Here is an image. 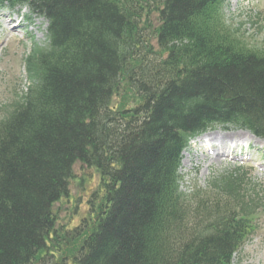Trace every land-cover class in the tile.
<instances>
[{"label": "trees", "instance_id": "obj_1", "mask_svg": "<svg viewBox=\"0 0 264 264\" xmlns=\"http://www.w3.org/2000/svg\"><path fill=\"white\" fill-rule=\"evenodd\" d=\"M224 1L0 0L48 20L0 118V264L230 263L263 188L238 168L186 198L177 173L190 135L264 138V48Z\"/></svg>", "mask_w": 264, "mask_h": 264}, {"label": "rangeland", "instance_id": "obj_2", "mask_svg": "<svg viewBox=\"0 0 264 264\" xmlns=\"http://www.w3.org/2000/svg\"><path fill=\"white\" fill-rule=\"evenodd\" d=\"M222 13L227 24L237 29L245 42H251V45L264 48V0H226ZM15 23L14 14L8 10H0V116L5 113V109L11 102L18 99L29 83L23 59L32 41L40 46H43L46 41V21L44 19L32 16L31 20L20 22V27L15 26L16 28L12 27ZM214 131H220V133ZM209 132H213L214 136L207 139L204 144H208L207 146L202 147L200 142H195L197 145L187 147V154L182 155L179 174L184 179L181 182V189L188 193L194 187L205 186L212 175L241 167L250 172L254 183L263 186V191L259 193V196L262 198L264 208V162L260 161L264 154V139L251 133L250 135L241 134L248 133L247 130L231 128L224 130L219 126ZM225 134L232 135L230 137L221 136ZM235 142H237L236 147L229 152L232 143ZM222 145L225 146V151L231 154H228V157L210 161L209 157L214 154L207 153V149L216 148L215 150H218V147L221 148ZM221 158L224 159L221 160ZM84 172L87 175L90 174L86 186H92L95 183V180H92L93 171L88 169ZM75 173L77 177L80 175V167L76 166ZM55 207L60 208L61 218L64 221L68 220L70 207L62 203ZM78 220L75 218L73 222L77 223ZM256 224V230L234 256L231 264H264V209Z\"/></svg>", "mask_w": 264, "mask_h": 264}, {"label": "bare ground", "instance_id": "obj_3", "mask_svg": "<svg viewBox=\"0 0 264 264\" xmlns=\"http://www.w3.org/2000/svg\"><path fill=\"white\" fill-rule=\"evenodd\" d=\"M214 132H218V133H220V131H214ZM214 133L213 132H209V133H205V134H203V135H201V136H199V137H197V138H195V139H193V140H191V142H190V144L191 145H194L195 144V142H200V146H204V144L206 143V141H207V139L209 138V137H212V136H214L213 135ZM236 134V133H235ZM241 134H248V135H250V133H241ZM240 134V135H241ZM232 134H225V135H221V136H225V137H230ZM234 137V136H233ZM240 138V137H239ZM223 143V142H222ZM222 143H220V144H222ZM219 149L218 150H213V152H212V154H214L211 158H210V161H213L214 159H219L220 157H225V154H227V152L225 151V146L224 145H222V147L220 148V147H218ZM207 152H208V149H207ZM230 152V151H229ZM183 154H187L185 151H183L182 152ZM228 154H231V153H228ZM239 159V158H238Z\"/></svg>", "mask_w": 264, "mask_h": 264}]
</instances>
